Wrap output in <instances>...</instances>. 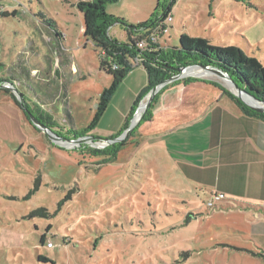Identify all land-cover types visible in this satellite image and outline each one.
Here are the masks:
<instances>
[{
    "label": "rangeland",
    "instance_id": "rangeland-1",
    "mask_svg": "<svg viewBox=\"0 0 264 264\" xmlns=\"http://www.w3.org/2000/svg\"><path fill=\"white\" fill-rule=\"evenodd\" d=\"M79 1L0 0V12L17 4L26 10L0 17V264H264V205L250 211L225 198L209 205L206 195L195 202L157 195L133 155L127 162L96 155L122 142L110 138L123 125L129 81L86 137L70 136L87 130L112 82L83 36ZM167 8L172 21L160 44L175 48L182 35L201 38L238 47L264 65V0H119L104 9L119 22L108 35L125 43V26L147 24ZM192 66L172 78L211 76ZM105 140L113 144L104 149ZM37 174L41 185L32 193ZM39 210L51 216L35 217Z\"/></svg>",
    "mask_w": 264,
    "mask_h": 264
},
{
    "label": "crops",
    "instance_id": "crops-1",
    "mask_svg": "<svg viewBox=\"0 0 264 264\" xmlns=\"http://www.w3.org/2000/svg\"><path fill=\"white\" fill-rule=\"evenodd\" d=\"M198 80L163 85L152 102V90L144 94L149 83L145 72L130 73L111 105L124 96L122 89L129 81L122 120L134 105L135 115L138 106L150 100L151 118L143 125L161 129L140 123L125 136L124 140L130 137L112 160L127 162L133 155L135 167L148 176L157 195H182L192 202L200 195L208 200L223 195L228 202L254 210L264 205V121L244 114L215 86L224 88L217 77Z\"/></svg>",
    "mask_w": 264,
    "mask_h": 264
},
{
    "label": "trees",
    "instance_id": "trees-1",
    "mask_svg": "<svg viewBox=\"0 0 264 264\" xmlns=\"http://www.w3.org/2000/svg\"><path fill=\"white\" fill-rule=\"evenodd\" d=\"M9 1L15 2L16 0ZM117 1L119 0L79 1L76 5L79 13L83 15V36L87 41H90L97 52L99 69L111 76L112 82L100 95L95 114L87 130L83 132L73 131L72 134H70L73 139H77L79 136L86 137L87 134L97 126L125 78L130 73L140 68L133 67L136 59L144 61L142 68L148 77V89L144 91V94L159 86L166 80H170L172 77L178 75L180 67L201 65L221 71L227 75L239 89L247 92L257 101L264 104V65L256 58L247 56L238 47H215L209 45L208 41L204 39L190 38L186 35L180 36L178 46L175 48H167L166 44L156 45L149 42L148 35L150 30L154 29L159 22L162 23L167 16L170 15V8H167L161 16L155 17L147 24L138 27L125 26L124 30L127 37L125 43H120L115 39L110 38L108 35V29L119 22L114 18L107 16L104 9L106 5ZM17 8L13 9L11 12H0V17L9 18L26 14V10L21 4H17ZM160 40L161 38L159 39V43ZM141 41H146L147 43V49L145 51L138 48V43ZM193 81L199 80H181V82L185 84ZM2 82L4 81L0 80V83ZM177 82L178 81L172 83L175 84ZM215 86L218 87L225 96L231 99L244 114L264 121V113L253 111L238 97L234 96L223 87L218 85ZM154 100L155 97L152 99V102ZM150 106L146 109L134 129H136L140 123L150 120ZM135 108L136 105L132 107L118 135L128 130ZM129 137L130 136H128L127 139ZM115 138L116 137L110 139ZM127 139L114 144L106 151H97L98 154L96 155H105L107 158L105 162H109L116 157L117 152L125 144ZM83 148L86 150V147ZM88 154L95 156L91 153ZM33 185L32 193H36L41 185V177L39 174H37L34 179ZM74 192V190H70L64 197L62 203L71 200ZM34 216L49 218L51 215L46 210H39L34 212ZM44 242L45 236L43 235L40 239V244L43 245Z\"/></svg>",
    "mask_w": 264,
    "mask_h": 264
},
{
    "label": "water",
    "instance_id": "water-1",
    "mask_svg": "<svg viewBox=\"0 0 264 264\" xmlns=\"http://www.w3.org/2000/svg\"><path fill=\"white\" fill-rule=\"evenodd\" d=\"M193 68H199V69H203L205 71H208L211 76H214V77H217L221 82L223 83H228L230 84L232 87H234L235 91L234 92V95L236 97H238L242 102H244L249 108H251L253 111L257 112V113H264V104L260 103L259 101H257L255 98H253L251 95H249L247 92L245 91H242L241 89H239L233 82L232 80L227 76L225 75L224 73H222L221 71L215 69V68H211V67H207V66H201V65H194L192 66ZM183 77V76H182ZM181 78V74L176 77V78H172L170 79L169 81L172 82V81H175L177 79H180ZM168 83V81H167ZM166 84V83H165ZM161 85H159V87H155L154 89H152L151 91V98H153L155 96V94L157 93V91H159V88H160ZM163 86V85H162ZM244 96L246 98H248L249 100H251L252 102L256 103L257 106H254L250 103H248ZM149 103H150V100L145 104L144 106V111L147 109V107L149 106ZM260 105V106H259ZM139 121V120H138ZM138 121L134 122V123H131L130 124V128L127 130V132L125 134H123L121 136V138H118L117 140L118 141H122L124 140L125 136L128 135L129 132H131V130L137 125ZM36 124L42 128V130H44L45 132H48L44 129L43 126H41L37 121H36ZM94 139V138H92ZM75 142H79V140H75Z\"/></svg>",
    "mask_w": 264,
    "mask_h": 264
},
{
    "label": "built area",
    "instance_id": "built-area-1",
    "mask_svg": "<svg viewBox=\"0 0 264 264\" xmlns=\"http://www.w3.org/2000/svg\"><path fill=\"white\" fill-rule=\"evenodd\" d=\"M87 1H90V0H84V2H87ZM172 21V16L171 15H168L167 18L162 22V23H158L156 25V27L152 30H150V33L148 35V40L151 44H159V39L162 38L163 36H165L166 34H168V26L167 24H169L170 22ZM150 47V46H149ZM138 48L140 50H143L145 51L147 49V43L146 41H141L138 43ZM144 65V61L141 60V59H136L135 62H134V65L133 67H140L142 68V66ZM144 104H141L140 107H143ZM103 144H104V149L110 145H112V141H103ZM224 196L223 195H215L212 199H211V203L209 205L212 204L213 201H218V200H221L223 199ZM46 247L47 248H53V244L52 243H48L46 244Z\"/></svg>",
    "mask_w": 264,
    "mask_h": 264
},
{
    "label": "bare ground",
    "instance_id": "bare-ground-1",
    "mask_svg": "<svg viewBox=\"0 0 264 264\" xmlns=\"http://www.w3.org/2000/svg\"><path fill=\"white\" fill-rule=\"evenodd\" d=\"M196 71V70H195ZM191 72V71H190ZM190 72H188L189 74H190ZM199 72V71H198ZM205 73V72H204ZM196 74V73H195ZM197 75V74H196ZM244 98H245V100L248 102V103H251V104H256V103H254V102H252L251 100H249L248 98H246L245 96H244ZM137 119H138V117H137ZM137 119L135 120V122L137 121Z\"/></svg>",
    "mask_w": 264,
    "mask_h": 264
}]
</instances>
